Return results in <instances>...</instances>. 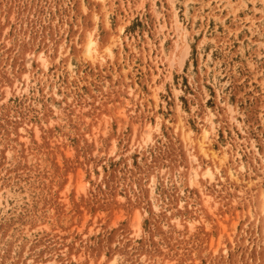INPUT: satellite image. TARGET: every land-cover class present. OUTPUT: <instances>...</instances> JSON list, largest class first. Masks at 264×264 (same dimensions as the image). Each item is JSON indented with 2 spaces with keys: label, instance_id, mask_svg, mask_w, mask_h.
Wrapping results in <instances>:
<instances>
[{
  "label": "rangeland",
  "instance_id": "374dc122",
  "mask_svg": "<svg viewBox=\"0 0 264 264\" xmlns=\"http://www.w3.org/2000/svg\"><path fill=\"white\" fill-rule=\"evenodd\" d=\"M0 264H264V0H0Z\"/></svg>",
  "mask_w": 264,
  "mask_h": 264
},
{
  "label": "bare ground",
  "instance_id": "6f19581e",
  "mask_svg": "<svg viewBox=\"0 0 264 264\" xmlns=\"http://www.w3.org/2000/svg\"><path fill=\"white\" fill-rule=\"evenodd\" d=\"M92 41H89L87 46H86V52L90 53V45H92Z\"/></svg>",
  "mask_w": 264,
  "mask_h": 264
}]
</instances>
